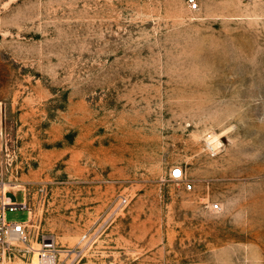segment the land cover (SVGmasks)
I'll use <instances>...</instances> for the list:
<instances>
[{"label": "rangeland", "instance_id": "1", "mask_svg": "<svg viewBox=\"0 0 264 264\" xmlns=\"http://www.w3.org/2000/svg\"><path fill=\"white\" fill-rule=\"evenodd\" d=\"M193 1L0 0V160L56 264H264V0Z\"/></svg>", "mask_w": 264, "mask_h": 264}, {"label": "built area", "instance_id": "2", "mask_svg": "<svg viewBox=\"0 0 264 264\" xmlns=\"http://www.w3.org/2000/svg\"><path fill=\"white\" fill-rule=\"evenodd\" d=\"M198 4L191 0V8H197ZM8 167L0 160V264L15 259H30L34 264H56L59 247L54 236L34 234L31 223V209L27 201L14 202L8 196L7 186L15 185L10 182L7 173ZM171 176L180 180L184 177L181 168H175ZM190 186V185H189ZM127 199H123L125 203ZM25 209L28 211V219L25 221H8L6 213L8 210ZM35 237L37 247L32 245L31 240ZM32 256V257H31Z\"/></svg>", "mask_w": 264, "mask_h": 264}, {"label": "bare ground", "instance_id": "3", "mask_svg": "<svg viewBox=\"0 0 264 264\" xmlns=\"http://www.w3.org/2000/svg\"><path fill=\"white\" fill-rule=\"evenodd\" d=\"M11 187L19 188V185H17V184H15V185H10V184H9V185L7 186V190L10 189Z\"/></svg>", "mask_w": 264, "mask_h": 264}]
</instances>
